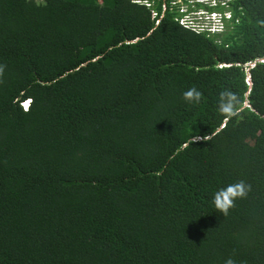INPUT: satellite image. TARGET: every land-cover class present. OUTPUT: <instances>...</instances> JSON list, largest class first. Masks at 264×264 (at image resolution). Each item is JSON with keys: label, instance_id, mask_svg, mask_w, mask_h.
<instances>
[{"label": "trees", "instance_id": "obj_1", "mask_svg": "<svg viewBox=\"0 0 264 264\" xmlns=\"http://www.w3.org/2000/svg\"><path fill=\"white\" fill-rule=\"evenodd\" d=\"M228 4L0 0V264H264V0Z\"/></svg>", "mask_w": 264, "mask_h": 264}, {"label": "clouds", "instance_id": "obj_2", "mask_svg": "<svg viewBox=\"0 0 264 264\" xmlns=\"http://www.w3.org/2000/svg\"><path fill=\"white\" fill-rule=\"evenodd\" d=\"M133 1H140V0H133ZM230 0H211V4H214L212 8H202L199 10V13L195 14L197 16L191 17V12H188L186 16V20L183 18L180 19L181 23H184V26L191 27V25L194 23L193 20H196V17L198 19L195 23H205L206 24V30L210 32H222L225 30L227 23L232 22L233 20V13L232 10L228 4ZM203 3H207L209 6L211 4L208 2V0H203ZM222 6V9H216V6ZM214 12L218 14L219 20L222 25L221 30L212 31L210 28L214 26L215 22L213 19L209 18L207 19L206 16H211V13ZM225 13H229L230 16L226 17ZM189 18H192L189 20ZM189 22V23H188ZM187 24V25H186ZM254 65V63H252ZM5 65L0 64V77L3 76ZM249 79V78H248ZM202 96V93L197 90L195 87L189 88L186 91L182 93V98L186 102H199L200 98ZM31 103V98H26L21 102L22 107L25 109L24 105L25 103ZM29 103V105H30ZM238 103L237 97L234 93L230 91H223L219 94L218 99V109L219 111L225 115V124L227 123V118H230L232 116L237 115V109L236 104ZM26 110V109H25ZM211 135H205L203 137V140H210ZM249 190V186H247L244 181H239L235 184H229L224 188L219 189L215 194L213 198V203L215 205V208L221 212L224 216L228 214V211L231 207L234 206V200L236 198H242L247 195V192ZM224 264H235V261L232 258H228L225 260Z\"/></svg>", "mask_w": 264, "mask_h": 264}, {"label": "built area", "instance_id": "obj_3", "mask_svg": "<svg viewBox=\"0 0 264 264\" xmlns=\"http://www.w3.org/2000/svg\"><path fill=\"white\" fill-rule=\"evenodd\" d=\"M225 16H226V17H229L230 14H229V13H225ZM206 18H207V19L211 18V19H213L214 22H215L214 26H212V27L210 28V30H212V31H217V30H221V29H222V28H221L222 25H221V22H220V20H219L218 14L212 12V13H211V16H210V17H209V16H206ZM186 25H187V24H186ZM191 27H193V28H195V29H198V30H206V24H205V23H193V25H192Z\"/></svg>", "mask_w": 264, "mask_h": 264}, {"label": "rangeland", "instance_id": "obj_4", "mask_svg": "<svg viewBox=\"0 0 264 264\" xmlns=\"http://www.w3.org/2000/svg\"><path fill=\"white\" fill-rule=\"evenodd\" d=\"M196 2L203 3V0H196ZM194 6H195V5H194ZM202 8H203V7H199V10L202 9ZM199 10L194 11V12H191V14H190L191 17L193 18L194 16H197V15H195V14H196V13L198 14V13H199ZM192 18H189V20L192 19ZM193 21H194V23L197 22V21H198L197 17H196V20H193ZM188 23H189V22H188ZM192 25H193V24H192ZM192 25H191V26H192ZM244 66L247 67V66H249V65L245 64Z\"/></svg>", "mask_w": 264, "mask_h": 264}, {"label": "snow or ice", "instance_id": "obj_5", "mask_svg": "<svg viewBox=\"0 0 264 264\" xmlns=\"http://www.w3.org/2000/svg\"><path fill=\"white\" fill-rule=\"evenodd\" d=\"M29 103L30 102H28V103H25V105H24V107H25V109L27 110L28 109V107H29Z\"/></svg>", "mask_w": 264, "mask_h": 264}]
</instances>
